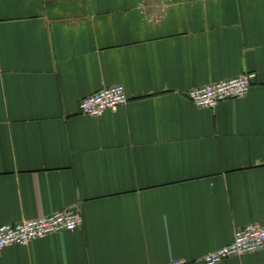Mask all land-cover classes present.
<instances>
[{
    "label": "crops",
    "instance_id": "crops-1",
    "mask_svg": "<svg viewBox=\"0 0 264 264\" xmlns=\"http://www.w3.org/2000/svg\"><path fill=\"white\" fill-rule=\"evenodd\" d=\"M245 73L242 99L188 96ZM64 209L83 226L0 264H205L264 222V0H0V227Z\"/></svg>",
    "mask_w": 264,
    "mask_h": 264
},
{
    "label": "built area",
    "instance_id": "built-area-1",
    "mask_svg": "<svg viewBox=\"0 0 264 264\" xmlns=\"http://www.w3.org/2000/svg\"><path fill=\"white\" fill-rule=\"evenodd\" d=\"M256 78V73H245L234 79L194 88L188 92V96L196 107L214 109L220 103L246 97ZM129 100L125 87L116 85L83 98L79 103V111L85 116L98 118L107 111H118L127 105ZM83 224V216L78 210L64 209L39 219L4 225L0 227V251L14 245L28 246L38 239L51 235L73 232L81 228ZM261 251H264V222L237 229L231 245L209 253L203 258V262L219 264L231 257ZM167 264H189V262L178 259Z\"/></svg>",
    "mask_w": 264,
    "mask_h": 264
}]
</instances>
